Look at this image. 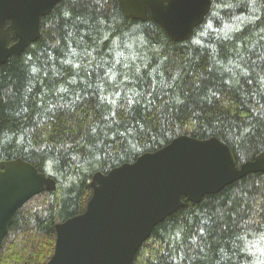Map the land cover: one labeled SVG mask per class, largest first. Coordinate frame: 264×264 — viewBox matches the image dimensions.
<instances>
[{
  "label": "trees",
  "instance_id": "obj_1",
  "mask_svg": "<svg viewBox=\"0 0 264 264\" xmlns=\"http://www.w3.org/2000/svg\"><path fill=\"white\" fill-rule=\"evenodd\" d=\"M180 135L217 137L237 164L264 151V0H211L182 42L120 0H59L0 66V161L21 158L56 183L15 212L0 264H45L94 173ZM182 200L131 264H264V173Z\"/></svg>",
  "mask_w": 264,
  "mask_h": 264
},
{
  "label": "water",
  "instance_id": "obj_2",
  "mask_svg": "<svg viewBox=\"0 0 264 264\" xmlns=\"http://www.w3.org/2000/svg\"><path fill=\"white\" fill-rule=\"evenodd\" d=\"M59 0H0V66L40 34L41 17ZM128 18L153 19L175 42L190 38L211 0H120ZM264 173V151L237 164L231 148L212 136L173 138L106 173L92 175L82 213L55 224L45 264H131L156 224L204 195L250 173ZM54 179L21 158L0 161V244L15 212L31 197L54 191Z\"/></svg>",
  "mask_w": 264,
  "mask_h": 264
}]
</instances>
